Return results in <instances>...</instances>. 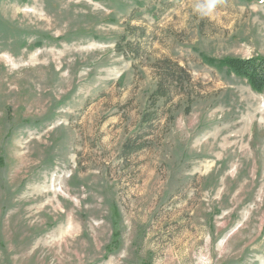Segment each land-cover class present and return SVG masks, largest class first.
<instances>
[{
  "label": "rangeland",
  "instance_id": "obj_1",
  "mask_svg": "<svg viewBox=\"0 0 264 264\" xmlns=\"http://www.w3.org/2000/svg\"><path fill=\"white\" fill-rule=\"evenodd\" d=\"M0 0V264H264V2Z\"/></svg>",
  "mask_w": 264,
  "mask_h": 264
},
{
  "label": "trees",
  "instance_id": "obj_2",
  "mask_svg": "<svg viewBox=\"0 0 264 264\" xmlns=\"http://www.w3.org/2000/svg\"><path fill=\"white\" fill-rule=\"evenodd\" d=\"M250 2H264V0H248ZM220 66L226 67L236 76L246 80L252 90L264 92V57H229L218 61Z\"/></svg>",
  "mask_w": 264,
  "mask_h": 264
},
{
  "label": "clouds",
  "instance_id": "obj_3",
  "mask_svg": "<svg viewBox=\"0 0 264 264\" xmlns=\"http://www.w3.org/2000/svg\"><path fill=\"white\" fill-rule=\"evenodd\" d=\"M224 0H194L192 11L201 16H211Z\"/></svg>",
  "mask_w": 264,
  "mask_h": 264
}]
</instances>
